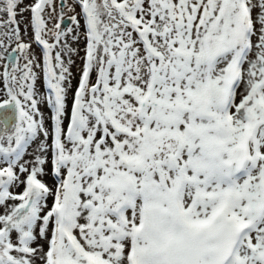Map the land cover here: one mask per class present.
<instances>
[{
  "label": "snow or ice",
  "instance_id": "obj_1",
  "mask_svg": "<svg viewBox=\"0 0 264 264\" xmlns=\"http://www.w3.org/2000/svg\"><path fill=\"white\" fill-rule=\"evenodd\" d=\"M76 2L0 0V264H264V0Z\"/></svg>",
  "mask_w": 264,
  "mask_h": 264
},
{
  "label": "rangeland",
  "instance_id": "obj_2",
  "mask_svg": "<svg viewBox=\"0 0 264 264\" xmlns=\"http://www.w3.org/2000/svg\"><path fill=\"white\" fill-rule=\"evenodd\" d=\"M60 2L61 0H54V3L56 4V12L59 13L60 12ZM32 3V0H22L21 3V7L27 6L29 4ZM66 4L68 6H71V8L74 9V11H69V8L66 6L64 8V12L67 15H75L77 12L80 11V8L76 2V0H66ZM51 9H49L50 11ZM18 20H21V23L19 25L20 27V31H21V35L24 39L25 42H28L31 40L32 38V32L31 29L28 25V20L30 19V12H24L23 13V18L21 16H17ZM65 25H67L69 22L67 20V18H65L64 21ZM81 24H83V21H81ZM49 26H51V23L49 24ZM0 31H2V29H0ZM81 33L83 32V28L81 27L80 29ZM71 42V46L73 48L78 49V54L77 55H73L71 57L73 63L70 65V72H71V76H70V87L68 89V98H67V106L70 110L71 108V102H72V95L75 91V88L78 84V79H79V68L81 67L82 64V60L81 58L84 55L83 49L85 47V39L83 37V35L80 36V38L76 41H70ZM15 44H11L10 47H14ZM32 53L33 55H35L37 57V60L42 64V54H41V49L38 45H36L35 43L32 44ZM54 55V53H53ZM65 63L67 64L68 61V57H64ZM7 61H0V64L6 63ZM3 69H0V71H2ZM35 71L40 73V78L37 81L36 87L38 89L39 92V96H38V100L40 101L38 103V108L40 113L43 116V120H44V124L45 127H49L51 124L50 121V115H51V109L50 107L47 105L46 103V97L48 95V90L47 88L44 86V82H43V74H42V70L41 69H35ZM0 87H2V83H0ZM37 119L39 120L40 117L38 116ZM67 121H65L66 123ZM43 137L41 136L39 138V140H36L35 142H32L25 150L26 154L22 157V161H30L34 158V155L36 153V150L38 148L39 142L40 140H42ZM50 143V141H49ZM49 159H50V154H49ZM47 169H50V164L46 165ZM23 178V177H21ZM45 182L48 183L49 185H51L53 183V180L50 176H45L44 177ZM23 189V185H20L18 187H16L15 189H13V191L15 192H20ZM51 203V201H49V204Z\"/></svg>",
  "mask_w": 264,
  "mask_h": 264
}]
</instances>
